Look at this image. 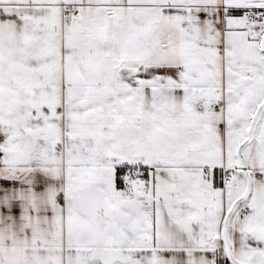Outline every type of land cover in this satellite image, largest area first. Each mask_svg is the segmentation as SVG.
<instances>
[{
    "label": "snow or ice",
    "instance_id": "snow-or-ice-1",
    "mask_svg": "<svg viewBox=\"0 0 264 264\" xmlns=\"http://www.w3.org/2000/svg\"><path fill=\"white\" fill-rule=\"evenodd\" d=\"M0 264H264V0H0Z\"/></svg>",
    "mask_w": 264,
    "mask_h": 264
}]
</instances>
